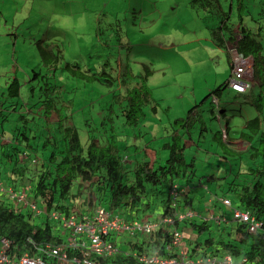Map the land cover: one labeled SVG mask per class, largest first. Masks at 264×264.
I'll use <instances>...</instances> for the list:
<instances>
[{"label":"rangeland","instance_id":"374dc122","mask_svg":"<svg viewBox=\"0 0 264 264\" xmlns=\"http://www.w3.org/2000/svg\"><path fill=\"white\" fill-rule=\"evenodd\" d=\"M189 1L0 0V92L13 77L21 84L19 98L11 100V102L18 101L17 113H6L8 121L3 123L4 135L0 133V140L10 142V135L13 134L11 130L14 131L17 125L16 118L20 111L29 118L31 113L36 115L33 123L41 125L38 127L39 131L38 129L35 131L37 134L35 141L38 144L49 138L50 141H57L58 149H63L62 134L56 125L57 113L45 120L41 117L42 109L36 104L41 99L40 93L48 86L51 88L50 95L54 97V103L57 102L56 108L61 111L60 115L70 118L65 124L74 125L82 145L86 146L93 140L99 145H107L116 140L118 153L123 157L128 169L139 160L148 161L146 166L151 165L153 159L151 154L149 160L144 153V149L148 148L155 152L153 166L157 167L165 163L168 155V151L161 146L168 140L170 123L175 119H185L188 110L194 107V104L198 105L193 115V126L188 128L189 134L186 135L191 137L193 146L185 143L188 146L185 151L186 158L194 157L195 163V176L187 194V198L191 201L190 208L181 207L188 188L182 183L171 185V189L173 188L175 192L171 202L176 213L174 216L176 222L180 221L179 225L185 224L183 226L185 227L189 223L186 220L189 216L194 223L206 220L214 223L220 220L225 224L224 227L216 226V223L215 226L211 224L207 228L209 231L202 232L196 237L195 243L185 242L187 248L185 257L198 264V260L203 256L214 257L217 261L224 256L222 253L211 254L209 246L201 245L196 250L193 245L204 243L207 237L213 240L233 238L235 223L231 217V209L238 208V204L234 202L233 195L226 192L225 184L233 179L237 168L240 172L238 179L246 180V183L250 182L251 176L246 173V167L257 164V161L251 163L245 153L237 156L223 153L213 142L212 136L220 127H225V121H229V138L235 139L245 121L253 118L256 111L249 104L243 103L241 97L235 98V93L229 89H225L217 98V107L224 110L219 121L215 113L213 115L210 113L215 105L214 102L211 103L210 98L200 103L209 91L227 79L230 74L229 50L234 48L230 45L229 50H220L211 43L207 27L213 26L217 17L208 15L202 10L192 9L188 5ZM241 1L245 7L244 14L241 15V25L258 34L256 38L263 42L264 0ZM219 2L225 12L230 11V22L237 26L236 0H219ZM36 41L58 45L61 53L60 63L53 68L43 66L35 45ZM72 62L77 63L81 70L92 73H100L104 70L112 77L118 76L124 64L129 65L135 76L144 73L142 64L147 65L154 71L148 78L147 84L152 92L153 101L158 104L156 114L151 113V105H148L144 108L146 116L138 125L134 127L124 125L119 104L116 97H112L114 94H122L121 86L115 84L107 87L103 83H85L72 78L62 69L66 63ZM34 73L39 75L32 79ZM102 79L107 80L105 75H102ZM135 82V79H132L130 84L133 85ZM44 83L46 86L43 85ZM251 86L252 92L257 95L258 87L252 84ZM196 116H199L203 123L199 122ZM34 125L29 123L25 128L27 134L32 133ZM178 132L183 133V128L178 129ZM111 135L114 138H110ZM129 144L139 152L137 158ZM233 144L236 145L237 148L233 149L237 152L245 147V144L239 140H235ZM190 146L193 148L190 149ZM5 149L6 147L0 144V185H2L0 196L15 208L19 204L21 210L33 214L36 218L34 222L39 223V220L45 217V213L38 206V202H33L37 212H32L24 204L17 203L13 196L14 193H23L20 186L23 180L10 183L11 165L4 159V154H9V151L5 153ZM49 152L50 148L47 147L44 154ZM37 153L41 154V151ZM38 154L26 163V175L31 179L27 181L30 188L33 186L36 173L41 169L40 163L43 157ZM228 163L230 169L225 168ZM218 167H220L219 171H217ZM223 170H227L228 175L222 179ZM210 176L213 180L208 179ZM200 178L202 181L199 180ZM77 183L73 184L72 190L76 188ZM224 199L229 201L228 206H223ZM68 200L69 207L73 209L70 212L76 213V205L82 201L77 202L75 198ZM142 207L143 205L140 204L137 209L136 216L139 218L119 214L118 219L131 224L132 220H128L130 218L143 220L155 217L156 213L143 217ZM189 211L195 214L191 217L192 213ZM184 212L185 214H182ZM64 215L62 211L51 209L46 217L53 222L58 220L57 216L64 218L65 226L60 223L59 228L64 229L69 226L73 228L74 216ZM181 215H184L183 218L178 220L177 217ZM174 217H171L170 221ZM104 218L105 214L102 217L97 216L96 221L99 222V219L104 220ZM160 219L155 217L154 222L157 223ZM179 225L178 232L181 235ZM140 237L142 235L139 232L126 235V238L132 241ZM73 238L71 235L68 237V239ZM120 242L119 236L116 238L118 246ZM181 242L182 238L179 245ZM130 254L133 252L129 251ZM35 256L33 254V257Z\"/></svg>","mask_w":264,"mask_h":264},{"label":"trees","instance_id":"16d2710c","mask_svg":"<svg viewBox=\"0 0 264 264\" xmlns=\"http://www.w3.org/2000/svg\"><path fill=\"white\" fill-rule=\"evenodd\" d=\"M188 5L192 9L202 10L208 15L217 17L216 23L207 27L209 38L213 45L225 51L231 45L238 55L252 59V83H250L247 92L235 94L234 97H241L243 103L249 104L256 111V115L245 121L242 129L235 137V139L248 144L243 151L237 152L229 145V121H225L223 129L219 126V130L213 134L212 140L228 156H237L245 153L251 163L257 161L255 166L246 167V173L251 176L250 182L246 183V180L238 179L240 172L237 168L233 179L225 184V187L226 192L231 193L234 202L238 204V208L235 209L249 213V215L254 217L255 221L261 223L260 227L256 232L249 233L244 224L234 222L232 239L213 240L211 237H207L202 245L203 247L209 246L211 254L214 255L219 253L228 254L234 258L244 257L249 264H264V41H259L256 38L258 34H254L241 25V15L245 11L241 0H236L237 26L230 22V11L225 12L219 0H190ZM35 45L43 66L53 68L60 63L61 53L58 45L48 44L43 41H36ZM142 67L144 73L135 76L132 74L129 65L124 64L121 66L118 76L115 77H112L109 72L104 70L100 71V73L81 70L78 64L74 62L66 63L62 69L70 77L82 80L85 83H103L107 87L115 84L120 85L123 90L122 94H114L112 97H116L119 104L123 116V124L134 127L146 116L144 113L146 106L151 105V113L156 114L158 105L156 101H153L152 92L147 84L148 78L151 77L154 71L145 64H142ZM37 75L39 74L34 73L32 79H35L34 77ZM102 75H105L107 80H103ZM121 76H123V79H121ZM132 79L136 81L133 85L130 84ZM226 84L225 80L209 91L201 99L200 103L208 98L217 99L220 97L227 88ZM251 84L258 87L259 92L257 95L252 92ZM43 85L46 86V83ZM20 86L18 79L13 77L4 86L5 89L2 87L3 90L0 92L1 135H4L3 123L8 121V114L6 113H17L18 108L16 106H19L18 101L11 102V100L19 98ZM51 92V88L46 86L40 93L39 97L41 99L36 104L42 109L41 117L45 120L50 119L54 113H57L56 125L62 134L63 149H58L57 141H50L49 138H45L41 144H38L35 141L37 140L35 131L37 129L39 131L38 127L41 125L36 123L34 125L33 119L36 115L28 113L30 115L29 118L22 115L20 111L16 118L17 125L14 131L13 129L11 130L13 134L10 135V142H2L3 140H0L2 147H6L5 153L9 151V154H4V159L11 165L9 169L10 183L14 184L16 180L20 182L23 180L20 185L21 191L25 193L28 200L38 202V206L45 213V217L40 219L39 223H35L36 218L33 214L26 212V210H21L19 204L15 208L5 202L0 196V238H6L11 241L8 256L17 258L25 253L29 256H33V254L36 256H47L41 252L46 245L51 247H57L60 244L65 245L68 231L62 227L59 228L61 222L59 219L53 222L46 217L51 209L62 211L65 215L87 214L90 216L89 213L95 207L104 203L103 205H105L106 209L114 210L118 214H126V216L124 215L125 217L133 216V218H139L136 214L141 204L143 205L141 209L143 217L152 213H156L159 218L174 217L176 213L172 207V194H170L173 183H182L188 188L181 202V207L190 208L191 201L187 198V194L195 176V163L194 157L186 158L185 151L188 146L185 143H190L193 146L194 142L191 137H186V135L189 134L188 128L193 126V115L196 113L198 105L194 104V107L188 110L185 119H175L170 123L171 131L168 140L161 146L162 149L168 151L163 165L149 167L140 161L128 169L125 166L123 157L118 153L115 144L116 140L109 142L107 145H99L94 140L86 146L82 145L74 125L71 123L65 124L70 118L67 119L66 116L60 115L61 111L56 108L57 102L54 103V97L50 95ZM210 113L211 115L214 114L213 108H211ZM219 118H221V113ZM196 119L203 123L199 116H196ZM29 123L34 125L30 135L25 130ZM181 128L184 130L183 133L178 132V129ZM8 133L10 132L8 131ZM223 133L227 134L225 141L222 140ZM110 138H114L113 135ZM47 147L50 148V152L45 155L44 152ZM39 150L41 154L37 153ZM36 154L38 156L41 155V158L43 157L42 163H40L41 169L36 173L32 188H27V181L31 179L26 175V163L34 159ZM229 166L230 163L225 168H229ZM226 175H228V171L223 170L222 179ZM201 178L199 179L200 181H202ZM208 179L213 180L211 176ZM74 183H77V185L72 190ZM196 183L199 184L198 182ZM99 196L101 197L99 198ZM226 196L228 197V195ZM73 198L77 202L79 200L82 201L79 205H76V213L70 212L73 209L67 203L68 199ZM133 218L128 220H133ZM124 219L127 220V218ZM179 222H176V225ZM214 223H216V226H225L224 222L220 220L214 221ZM214 223L210 220L199 223L191 222L189 229L197 237L202 232L209 231L207 228L211 224L215 226ZM195 236L194 240L196 239ZM168 239V235H160V232L155 230L150 234L144 235L141 244H129L130 247L126 249L121 248V246L117 248L115 244L116 253L110 254L106 258H98L93 254L89 256H94L92 258L97 259L102 264H141L135 257L128 255L129 251L137 254L143 253L145 243H147L148 249L144 253L149 254L151 250H156L155 247H159L158 253H162L160 247H162L164 241L168 242ZM185 242L184 240L182 244L186 254ZM62 247L65 248L68 255L80 256V253L75 249ZM193 247L196 250L199 249L198 244L193 245Z\"/></svg>","mask_w":264,"mask_h":264},{"label":"built area","instance_id":"2783aa9c","mask_svg":"<svg viewBox=\"0 0 264 264\" xmlns=\"http://www.w3.org/2000/svg\"><path fill=\"white\" fill-rule=\"evenodd\" d=\"M235 66L232 71V76L229 81V86L237 91L243 92L248 84L247 81L250 78V70L247 60L238 59L234 57ZM170 194L174 195V189L172 188ZM17 203L24 204L32 212H37L35 204L30 202L25 195V193L13 194ZM222 204L228 206L230 203L227 199L222 200ZM231 217L234 222L244 224L249 233L256 232L260 227V222L255 221L254 217L249 215V213L238 210L231 209ZM105 214L104 220L99 219L96 221V217H102ZM74 217L75 226L64 228L68 231V237L71 235L74 238L66 240L65 245H60L57 247H51L46 245L41 252L45 253L47 256H29L26 253L13 258L14 256H8V250L11 247V241L6 238H0V264H102L97 259H93L94 256H89L90 254L96 255L95 257H108L110 254L116 253L117 248L115 247L114 239L110 237L112 232H121L132 234L140 233L142 236L150 234L151 232L158 230L161 235L168 233L170 235L171 245H176L180 243L182 238L177 231L174 223L176 222V217H164L161 218L157 223L151 221L143 220H132L131 224H127L124 220H119V214L116 212H106L102 208H97L92 215L82 214H70ZM184 215L177 217L178 220L182 219ZM56 219V217H54ZM57 218L65 226L64 218ZM114 220V221H113ZM171 227V229H170ZM264 237V233H263ZM65 246L67 248L75 249L80 253V256L68 255L65 251ZM129 255V254H128ZM141 264H197L195 261L188 260L185 256L186 254L182 250L179 251V256L175 258H164L156 256L157 254H130ZM51 260H49V259ZM204 260V261H203ZM246 259L243 258L242 262ZM236 264L235 258L232 255H224L218 261L214 257H208L198 260V264Z\"/></svg>","mask_w":264,"mask_h":264},{"label":"crops","instance_id":"0c3cea01","mask_svg":"<svg viewBox=\"0 0 264 264\" xmlns=\"http://www.w3.org/2000/svg\"><path fill=\"white\" fill-rule=\"evenodd\" d=\"M216 47V46H215ZM219 49V48H218ZM221 50V49H220ZM149 80V79H148ZM225 81V80H224ZM219 84H221V83H219ZM218 84V85H219ZM217 85V86H218ZM229 132V131H228ZM235 140H237V139H230L229 138V140H228V142H229V145L231 146V148H237L236 147V145H234L233 143L235 142ZM238 141V140H237ZM239 142H241V143H243V144H245V147L241 150V151H243L247 146H248V144H246V142H243V141H241V140H239ZM129 145H131L132 146V150H133V153L136 155V158L138 157V154H139V152L137 151V149L132 145V144H129ZM191 145V144H190ZM193 147L192 146H190V149H192ZM233 150H235V149H233ZM192 152H193V150H191ZM144 153H146L145 155L146 156H148V158L150 157V154H151V157L153 158L152 159V162H151V165H152V163H154V161H155V152L154 151H152V150H150V149H148V148H145L144 149ZM126 158V157H125ZM149 160H150V158H149ZM126 161H127V163H129V161L127 160V158H126ZM137 162H140V160L139 161H137ZM136 162V163H137ZM147 162L148 161H143V163L145 164V165H147ZM132 165V164H131ZM150 165V166H151ZM133 167V166H132ZM229 169H230V167H229ZM228 169V170H229ZM217 171H219V169L217 170ZM217 174V173H216ZM27 188H30V185L28 184L27 185ZM104 204V203H103ZM103 204H101L100 206H97V207H95L94 208V210L91 212V213H89L90 215H92L93 214V212L97 209V208H102V209H104V210H106V212H115L114 210H110V209H106V207H105V205H103ZM186 212H188V210L186 211ZM189 212H191L192 213V215H191V217L195 214V213H193L192 211H189ZM182 214H185V212L184 213H182ZM155 217H157L156 215H155ZM155 217H151V218H144L143 219V221H151V222H154V220H155ZM125 218V217H124ZM186 220H188L189 221V223L185 226V227H183L185 224H182V225H179L180 226V232H183L182 234H181V237L183 238L182 239V242H181V245H179L178 244V246H176V245H171V242H170V235L168 234V233H164L163 235L165 236V235H168V242L167 241H164V244H163V242H162V247H160L161 248V251H162V253H158L159 252V247H155L156 248V250H154V251H150V253L148 254V253H144V252H147L146 251V249H148V246H147V243H145V250H144V252L142 253V252H140V254L139 255H141V254H148V255H150V254H157L156 256H160V257H164V258H175V257H177V256H179V251L180 250H182V249H184L183 248V241L185 240L186 241V243L187 242H191V243H195V240H194V236H195V234H193V233H190V229H189V225L191 224V221L193 220L192 218H190V216L186 219ZM182 222V221H181ZM184 222H185V220H184ZM180 223V222H179ZM178 225H176L175 227H176V229H177V231H178ZM170 229H171V227H170ZM126 235H129V234H127V233H121V232H112L111 233V235H110V237H112L113 239H114V243L117 245V243H116V238H118L119 236H120V239H121V242L119 243L120 244V246H121V248H129L130 246H129V244H131V245H138V244H141L142 243V240H143V238H144V236H142V237H140V238H137V239H134V240H136V241H132V239H127L126 238ZM161 235V234H160ZM132 236V235H131ZM187 236V237H186ZM195 238H196V236H195ZM181 240V239H180ZM202 245V243L200 244V245H198V247L199 246H201ZM118 246V245H117ZM184 250H182V252H183ZM136 253V252H135ZM137 254V253H136ZM188 257H190V256H188ZM234 258V257H233ZM244 258V257H243ZM243 258H241V257H235V262H236V264H249L247 261H245V262H242V259Z\"/></svg>","mask_w":264,"mask_h":264},{"label":"clouds","instance_id":"9594fccd","mask_svg":"<svg viewBox=\"0 0 264 264\" xmlns=\"http://www.w3.org/2000/svg\"><path fill=\"white\" fill-rule=\"evenodd\" d=\"M235 30H236V28H235ZM229 49H230V48H229ZM229 49H228V50H229ZM229 53H230V56H229V59H230V74L228 75V77H227V79H226V82H227V84H226V85H227V88H226V89H229L230 91L234 92L235 94H243V93H245V92L248 91L249 86H250V83H252V72H253V70H252V59H251L250 57H246V58H244V57H242L241 55H238L237 52L235 51V49L229 50ZM234 57H236V58H238V59L247 60V63H248V66H249V70H250V78H249L248 81H247L248 86H247V88H246L243 92H237V91L233 90V89L229 86V81H230V78H231V76H232V71H233L234 66H235ZM211 101H212V103H213V102L215 103L214 113H215V115H217V118H218V121H219V120H220L219 115H220V113L222 112V109H221V108H218V107L216 106V103L218 102V99H216V98H211ZM223 128H224V127H222V129H223ZM226 136H227V134H226V135H225L224 133L222 134V140H223V141H225V140L227 139ZM125 164H126V163H125ZM152 166H153V163H152V165L149 166V167H152Z\"/></svg>","mask_w":264,"mask_h":264},{"label":"bare ground","instance_id":"6f19581e","mask_svg":"<svg viewBox=\"0 0 264 264\" xmlns=\"http://www.w3.org/2000/svg\"><path fill=\"white\" fill-rule=\"evenodd\" d=\"M212 43V42H211ZM213 44V43H212ZM223 113V110H222V112H221V114Z\"/></svg>","mask_w":264,"mask_h":264}]
</instances>
